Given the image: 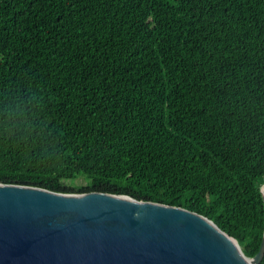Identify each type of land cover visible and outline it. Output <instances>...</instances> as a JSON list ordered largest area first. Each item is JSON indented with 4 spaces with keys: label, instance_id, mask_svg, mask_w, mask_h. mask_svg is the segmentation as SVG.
<instances>
[{
    "label": "trees",
    "instance_id": "trees-1",
    "mask_svg": "<svg viewBox=\"0 0 264 264\" xmlns=\"http://www.w3.org/2000/svg\"><path fill=\"white\" fill-rule=\"evenodd\" d=\"M263 181L264 0H0V183L180 206L252 257Z\"/></svg>",
    "mask_w": 264,
    "mask_h": 264
},
{
    "label": "water",
    "instance_id": "water-1",
    "mask_svg": "<svg viewBox=\"0 0 264 264\" xmlns=\"http://www.w3.org/2000/svg\"><path fill=\"white\" fill-rule=\"evenodd\" d=\"M263 253L264 234L248 257L212 220L180 206L0 183V264H259Z\"/></svg>",
    "mask_w": 264,
    "mask_h": 264
},
{
    "label": "bare ground",
    "instance_id": "bare-ground-1",
    "mask_svg": "<svg viewBox=\"0 0 264 264\" xmlns=\"http://www.w3.org/2000/svg\"><path fill=\"white\" fill-rule=\"evenodd\" d=\"M263 191H264V189H263Z\"/></svg>",
    "mask_w": 264,
    "mask_h": 264
}]
</instances>
